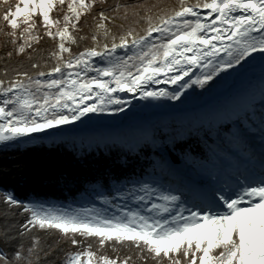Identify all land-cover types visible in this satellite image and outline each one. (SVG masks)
Instances as JSON below:
<instances>
[{"label":"snow or ice","instance_id":"obj_1","mask_svg":"<svg viewBox=\"0 0 264 264\" xmlns=\"http://www.w3.org/2000/svg\"><path fill=\"white\" fill-rule=\"evenodd\" d=\"M53 9L63 10V15L52 17ZM94 9L93 46L73 54L71 45L85 39L75 35L81 30V18ZM202 10H206L203 15ZM35 15L44 35L56 42L50 53L55 63L47 72L31 75L14 70L7 83L0 79V144L6 146L27 142L24 137L45 139L32 134L84 123L82 118L91 119L90 113L124 112L131 100L113 95L118 92L182 104L193 85L210 91L226 77L245 72L256 60L264 73V0H178L172 6L109 4L108 0H20L13 6L3 0L0 31L7 28L3 35L17 55L33 49L42 38ZM139 23L146 25L142 31L134 26ZM12 55L7 53L9 58ZM31 67L41 65L34 62ZM196 68L206 71L191 79ZM4 74L8 75L7 68ZM161 75L167 79L160 80ZM160 83L176 87L149 90ZM91 100L95 102L88 103ZM256 105L254 90L249 89L226 106L219 119L229 113L235 119L243 117L248 133H258L264 145V79L259 109ZM241 106L242 113L238 112ZM225 134L248 147L234 126ZM56 136L49 133L47 138ZM243 152L248 161L257 159L251 149ZM260 159L258 176L238 168L227 177L212 173L206 183H174L169 178L172 173L154 165L141 175L113 180L107 194L95 193L111 212L94 204L53 211L42 204L23 203L11 193L3 195V202L27 214L21 236L33 230L57 231L70 241L77 250L66 254L64 264H135L131 255H119L125 246L135 249L143 264L149 259L154 264H264V151ZM78 237L95 240L97 248L82 245ZM106 246L117 255L106 254ZM41 251L39 238L33 237L29 247L19 245L11 257L0 253V264H39Z\"/></svg>","mask_w":264,"mask_h":264},{"label":"trees","instance_id":"obj_2","mask_svg":"<svg viewBox=\"0 0 264 264\" xmlns=\"http://www.w3.org/2000/svg\"><path fill=\"white\" fill-rule=\"evenodd\" d=\"M156 1L160 0H108V3L152 4ZM9 2L15 6L20 0H9ZM2 3L3 0H0V4ZM98 7L106 6L99 5ZM96 11L94 9L91 14L81 18L79 26L84 32L89 31ZM57 15L62 16L63 10L53 9L51 16L56 17ZM33 19L37 22L36 30L42 38L38 45H33V49H29L23 55H17L9 38L3 35L7 28L0 31V72L7 68L9 78L15 75L14 70L31 73L35 70L31 67L34 62L40 63V69L52 67L55 63L50 53L56 49V42L44 35V29L40 26V17L35 15ZM85 41L79 40L80 44L74 46L76 49L74 52H77L78 47L82 49L86 44ZM9 51L13 52L11 58L7 56ZM147 146L149 156L153 150L149 145ZM59 150L47 148L43 144L25 150L20 148L0 150V253H6L11 257L18 250L19 245L29 247L33 237H38L40 240L42 251L39 264H64L66 254L77 250L57 231L33 230L21 236V225L27 221V214L20 208L7 206L3 202L4 194L11 193L23 203H28L33 200L56 198L59 194L67 197L65 190L74 186L72 191L79 196L86 187L84 181L78 183L80 177L87 176L90 190H95L99 186L106 187L108 183L112 184L113 180L117 181L124 177L128 171H137L140 166L144 167L150 162L149 157L139 160L140 155L132 154L126 148L116 151L110 148L109 155L104 150L99 153H88L87 151L58 153ZM124 158L127 164L123 163ZM131 161H135V164H130ZM92 186L94 189L91 188ZM78 239H81L82 245L91 243L94 250L97 248L95 240H84L80 237ZM103 251L112 257L117 255L107 246ZM119 255L122 258L131 255L135 264H143L137 258L135 249L125 246L120 249ZM147 264H154V262L149 259Z\"/></svg>","mask_w":264,"mask_h":264},{"label":"rangeland","instance_id":"obj_3","mask_svg":"<svg viewBox=\"0 0 264 264\" xmlns=\"http://www.w3.org/2000/svg\"><path fill=\"white\" fill-rule=\"evenodd\" d=\"M191 2L194 3L195 0H191ZM177 3H178V0H160V1H156L152 4H163L166 6H172V5H176ZM149 5H151V4H149ZM202 12H204V11H202ZM203 14L204 13H202V15ZM95 23H96V21H93V25H92V27H90L91 33L89 34L90 35L89 38L85 35H80L79 32L75 33V35L77 37L84 36L85 40H86L85 41L86 44L83 46L82 49H80V47H78L77 52H73V54H78V52L84 50L85 48L93 46V42L91 40V35H92L93 31L95 30L94 29ZM134 26L136 27L137 31H142V29L146 25L143 23H139V24H136ZM113 31L119 32V29L113 28ZM100 43L101 44L103 43L102 39H101ZM78 44H80L79 39H78ZM78 44H77V46H78ZM74 46L71 45L72 51H74V49H75ZM120 55H124V54H120ZM65 57H67V53L65 54ZM47 68L48 67H46L44 69H38V70L34 71L33 73H31V75H35L37 71H40V70L43 71V70H46ZM202 70L206 71V69H199L196 73L192 72L190 78L195 79L196 76L200 75ZM47 71H49V70H47ZM47 71H45V72H47ZM4 73H5V70L0 72V79H3L5 81V83H7L8 80H6V79H8L9 76L8 75L6 76ZM89 75H94V73H89ZM254 75H255V77H257V74H254ZM263 75L264 74L262 73V70H260V73L257 77V80H260V79L262 80V78H264ZM232 78L233 77H226L224 80L215 84L214 87H212V89L210 91H207V86H205V88H200L198 85H193V87L191 89H188L187 93H186V95H190L189 99L182 104L179 101H168V100H165L163 98H161L160 100L149 99L147 101L141 99V102H139V104L135 105V107L139 108L140 110H142L145 113L148 112V110H150L154 105H160L162 107L161 110H163V111L156 110L155 107H153V109H151L154 111L152 113V115L153 116L155 115L152 118H156V120L154 122L152 121V125H153L152 131L147 130L148 123L143 124L142 121L145 120L144 119L145 117L134 119V116L131 113L129 114L130 116L125 117L123 115V113L130 108V106L128 104H126V105H124V108H125L124 112L111 113L113 115L111 117L113 119V121L106 123V126H107L106 129L109 133V135H108L109 137L104 136L103 140H105V141H107V140L116 141V142L110 143V145H115L118 142H122V144H127V145H128V143H130V145L132 147L135 146V148H139L140 145L144 141L151 140L152 143L157 146L155 139H157L158 135L170 133L173 129L196 131V129H200L202 126L209 127L210 124H213L216 127L220 123L233 122V121L241 120L242 117L240 119H235L234 114H232V113L227 114L223 119H219V114L224 110V108L226 106L233 104V103L240 100V99H238L239 97L237 95H241V94L244 95L251 88V86H247V84H245L242 87L245 89L242 90L241 92H238V93H236V92L239 91L241 88H238L236 90H232L231 88L225 89L227 87L228 83L232 80ZM216 79L219 80V77H217ZM244 79H246V78H244ZM257 82L255 81V83H257ZM249 83L251 85L252 81L250 80ZM175 87H173L172 89L171 88H166V89L171 91ZM222 89H225V90H222ZM260 92H261V87L259 88V91L254 94L256 101H257V104H258L256 106L257 109H259ZM138 94H136V95H138ZM207 103H209V107L206 105ZM243 111H244V108L241 106L238 109V112L242 113ZM166 112H167V114H165ZM98 114L101 116L105 113H103V114L98 113ZM141 117H143V116H141ZM115 121H117V122H115ZM124 122H126V123L123 124ZM121 124L126 125L127 128L128 127L130 128V130L120 128ZM108 126H111V127H108ZM245 132H246V135H248L249 137L251 136L247 130ZM146 135H150L151 138L150 139H144V137ZM183 135H185V134H183ZM84 138L87 139V141L95 139V138H86V137H84ZM218 138H219V135H218ZM85 139H82L81 141L75 140V139H70L69 141H70V143H72V145L75 144L77 147H81V146H79V142H82L84 146H87L88 142L85 141ZM254 140L256 142H258L259 144H261L260 139L255 138ZM100 142L101 141H99V143ZM137 142H139V143L137 144ZM211 160H213V158ZM183 168L185 169L186 176H188L189 178H192L195 181L196 180L199 181V179L202 175L201 174L202 172L200 173V171H198L197 168H193L192 166L188 167L187 165H183ZM220 176L225 177L222 172H221ZM43 206L47 209H52L53 211H61V210L72 211V210H75V209L68 207V206L56 205V204H52V203H45V204H43ZM97 208H108L109 212L112 211V209L110 207H108L107 205H104V204L101 207H97ZM24 223H26V221Z\"/></svg>","mask_w":264,"mask_h":264},{"label":"bare ground","instance_id":"obj_4","mask_svg":"<svg viewBox=\"0 0 264 264\" xmlns=\"http://www.w3.org/2000/svg\"><path fill=\"white\" fill-rule=\"evenodd\" d=\"M204 12H206V10H204ZM119 54H123V52L121 51ZM195 70H198V68L194 69L193 72ZM260 70H262L261 67V62L259 60H256L255 62H253L251 65L248 66L247 70L237 76H234L233 79L228 83L227 87L225 89L231 88L232 90H236L238 88H241L238 92H241L242 90H244L245 88H242L243 85L247 84V86H251L250 89L254 90V94L256 92L259 91V88L261 87V79L257 80V77L260 73ZM258 71V72H257ZM254 74H257V77H255ZM264 74V73H263ZM170 75V74H169ZM241 77V78H240ZM264 77V75H263ZM187 77H185L186 79ZM246 78V79H244ZM160 80H165L167 79V76L161 75L159 77ZM264 79V78H262ZM252 81L251 85L249 83V81ZM255 81L257 83H255ZM249 83V84H248ZM175 87V85L172 84H164V83H160V84H155V85H150L149 86V90H156L159 91L160 88H173ZM222 89V90H225ZM137 93H130V92H118L113 94L114 96H119L122 99L125 100H131V105L130 108L125 111L123 113V115L126 116H130L129 114H133L134 119H138V118H144L145 120H143V124L148 123V131H152L153 129V125H152V121L154 122L156 120V118H152L154 117L152 115V113L154 112L153 107L156 108V110H161L162 107L160 105H154L150 110H148V112H143L142 110H140L139 108L135 107V105L139 104V102H141L140 99V95H136ZM242 95V94H241ZM241 95H237L240 99ZM95 102V100H91L88 101V103H93ZM209 107V103L206 104ZM212 107V106H211ZM163 111V110H161ZM167 114V112L165 113ZM89 116L91 117V119H89L88 117H84L82 118L84 123H81L80 121H77L73 124H67V125H61L58 128H54V129H48L46 130L45 133H38V134H32L33 136H40V137H45V139L42 140H32L30 137H24L23 140L27 141V142H9V145H19V146H30L35 142L38 141H46V142H54V141H61L63 139H84V137L86 138H95V137H101L103 138L104 136H108L109 133L106 129V123L112 122L113 119L111 118L113 115L111 113H105L103 115H99L98 113H90ZM143 116V117H141ZM117 122V121H115ZM120 122V121H119ZM126 122H124L123 124H125ZM131 126V125H130ZM111 127V126H108ZM120 128L126 129V130H130V128L126 125H120ZM110 129V128H109ZM49 133H56L57 136L54 139H49L47 138ZM109 137V136H108ZM0 147H6V145L4 144H0Z\"/></svg>","mask_w":264,"mask_h":264}]
</instances>
